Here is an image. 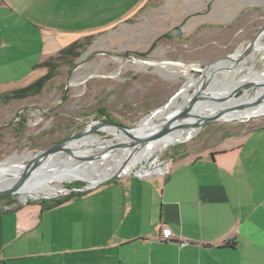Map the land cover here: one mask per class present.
Here are the masks:
<instances>
[{"label": "crops", "instance_id": "1", "mask_svg": "<svg viewBox=\"0 0 264 264\" xmlns=\"http://www.w3.org/2000/svg\"><path fill=\"white\" fill-rule=\"evenodd\" d=\"M149 1L0 0V94L44 75L75 40L112 39ZM184 1L202 2L173 0L177 12ZM211 143L160 179L124 175L58 204L0 209V264H264V125Z\"/></svg>", "mask_w": 264, "mask_h": 264}, {"label": "rangeland", "instance_id": "2", "mask_svg": "<svg viewBox=\"0 0 264 264\" xmlns=\"http://www.w3.org/2000/svg\"><path fill=\"white\" fill-rule=\"evenodd\" d=\"M184 3L188 2H181L183 8L177 12L173 0L149 1V7L140 13L143 17L116 29L112 39L95 43L91 39L78 57L53 56L51 61H59L57 73L39 95L0 102V163L25 164L39 151L92 122L107 121L134 128L145 116L173 100L171 109L175 110L196 88L192 84L181 95L180 89L190 78L202 76L203 69L216 59L243 50L264 27V0H202L193 7ZM175 27L180 28L178 35L171 33ZM85 41L86 37L80 43ZM261 42L264 44V35ZM262 55L258 53L254 58L248 55L245 65L252 67L254 73L264 71ZM241 70L234 78L249 74L247 69ZM214 75L206 77L208 91L224 87L225 74ZM246 91L251 92L252 87L239 90L232 98L238 99ZM261 125H264V113L231 121L205 122L192 139L155 151L135 168L168 166L178 154L209 146L217 136L228 132L242 134ZM95 132L103 141L119 143L105 131ZM90 147L94 155L103 152ZM79 150L82 151L68 159L67 164L74 166L81 161L76 158L84 157L86 150ZM115 151L111 149V153ZM113 155L106 154L96 160L104 169H110L117 154ZM88 171L92 174L95 170L88 167ZM73 181L52 180L50 185L59 190ZM42 195L24 200L19 194L10 197L13 203H25L70 194L61 195L59 191L49 198Z\"/></svg>", "mask_w": 264, "mask_h": 264}, {"label": "bare ground", "instance_id": "3", "mask_svg": "<svg viewBox=\"0 0 264 264\" xmlns=\"http://www.w3.org/2000/svg\"><path fill=\"white\" fill-rule=\"evenodd\" d=\"M263 35L264 32L255 41L253 45V50L248 57L254 58L258 53L264 55V44L261 42V38ZM241 53L242 50L238 49L235 52L229 54L228 58H224L216 61L205 70L204 76L197 78L198 85L200 86L203 85L204 83L206 85L209 82V80L206 78L207 76L213 77L215 76L214 74L216 72H221L222 74H225L224 78L226 79V81L223 84L224 87L220 89L208 91L210 86L206 85L207 87L205 89L206 94L209 95L212 94L214 96L220 97L225 100L222 102L209 101L207 103H204L203 106L192 111L194 113V116L190 118L189 121L194 122L198 119V117L210 115L221 108L230 107L232 105H237V104L249 103L254 99L264 96V86L260 85L261 83H264V71L254 73L252 71L253 69L252 67H248L245 65V62L247 61L248 57L247 56L243 57ZM252 53H256V54L253 55ZM246 69L249 71V74L240 77L239 79L234 78V76L237 73H239L240 70L243 71ZM197 79L190 78L188 81V83H190L189 86L195 83ZM248 81H252L257 84L256 86H254V89H252L251 92L246 91L245 94L238 99H234L232 97L229 99L225 98L228 97L229 93L236 86H239ZM188 83L186 88H189ZM184 90L180 92L181 95L182 93H185ZM188 98L189 96H186L182 104L186 103L188 101ZM173 101H171V103L168 104L167 106L165 105L162 106L161 110H159L160 108L159 107L155 109L152 113L148 114L143 119H141L137 123V125L134 128H132L131 133L142 138L145 137V135H148L156 131V129H158L162 124V122H158V119L163 117L165 113L173 111V109H171L172 106L174 105ZM263 111H264V97H263V101L260 102V104L255 106L254 108L228 112L222 116L221 120L231 121L233 119H237L240 117L255 116L263 113ZM99 122L101 121L92 122L81 129L83 130V134H85L84 138L72 140L66 143V147L73 150L74 156L78 154L79 151H82L79 149H83L86 151L84 153V157L82 158H87L90 156L94 157L95 151L92 150L90 146L96 145L98 149H108L110 146L113 145L112 144L113 140H109V141L101 140V138L98 137L95 132L98 130H102L107 132L108 134H111L112 136H114V139H116L119 143H126L127 145L129 144L132 145L137 143V140L135 141L133 138H129L128 136L120 132L117 128H115L112 124L107 123L100 126ZM96 126H98V128H96ZM197 129L198 128H190L187 130H178V131L170 132L166 134L164 137L150 141L149 143L145 144L142 147H140V145L138 144V147L130 146V147L121 148V150L117 153L116 158L112 160V167L110 169H104L103 166H100L102 163L98 161L99 159L94 160L92 164H88L85 161L84 163L75 162V164H73L74 166H70L69 164H67V161L68 159H72L73 156L70 155L62 156L61 153L53 154L47 157L42 162L41 166L29 178V180H27L25 185L22 187L19 195L22 200H24L27 197H34V198L39 197L41 193L43 194L42 196L57 195V193L59 191H62V189L58 190L54 186L50 185V182L52 180L61 181L63 179L72 180L75 178H82L92 182L98 178H101L104 174L114 171L119 166L121 161H123L126 157H128L129 154L133 155V158L129 164V168L133 169L144 158H147L155 151L161 150L163 149V147L173 144L179 139L191 137L192 134H194V132L197 131ZM88 167H92L95 170L94 173L91 174L90 173L91 171L90 172L88 171ZM143 167L144 166H142V168L138 170L137 173L139 175H145L151 172L157 173L163 170V168L160 166L154 167V169L149 168V170ZM23 169H24V164H22L21 162H17L13 164L1 162L0 188H4L10 185L11 183H13L18 178V176L23 171Z\"/></svg>", "mask_w": 264, "mask_h": 264}, {"label": "water", "instance_id": "4", "mask_svg": "<svg viewBox=\"0 0 264 264\" xmlns=\"http://www.w3.org/2000/svg\"><path fill=\"white\" fill-rule=\"evenodd\" d=\"M263 32H264V27H262L256 33L255 37L245 46V48L242 50V53H241V55L243 57L248 56L252 52L253 45H254L255 41L259 38V36ZM171 33L173 35H178L180 33V28L175 27ZM228 57H229V54L224 55V56L216 59L215 61L211 62L210 64H208L203 69L204 73H202L201 75L204 76L205 70L208 67H210L213 63H215L218 60L228 58ZM202 76H200V77H202ZM193 84H195L196 88L193 91V93L189 95L188 101L186 103L180 105L175 110L165 113V115L163 117L159 118L158 122H162L161 126L158 129H156V131H154L148 135H145V137L140 138V137L131 133L132 128H127L125 126L119 125V124L114 123V122H107V121L99 122L100 126L103 124H107V123L112 124L115 128H117L120 132H122L123 134H125L129 138H133L135 141L137 140V143L132 144V145L131 144L127 145L126 143H117V144H113L108 149H98L96 147V145H92L93 147H96L97 150H102L103 152L97 153V155H94V157L90 156L87 158H76V160H78V159L81 160L80 162H77V163H84L85 161L96 160V159L101 158L105 154H107L109 156H111L112 154L116 155L121 150V148H125V147H130V146L138 147V144L140 145V147H142L145 144L149 143L150 141L164 137L166 134H168L170 132H174V131H178V130H187L190 128H198L197 131L194 132V134H192L191 137L179 139L175 143H180V142L190 140L193 138V136L196 135V133L199 131V129L203 126V124L205 122L221 120L222 116L228 112L254 108L255 106L259 105L260 102L263 101V97H264V96H261L257 99H254L253 101H250L249 103L237 104V105H232L230 107L221 108V109L215 111L214 113H212L210 115L200 116V117H198V119L196 121L192 122V121H189V119L194 116V113L192 111H194L195 109H198L199 107L203 106L204 103H207L209 101L222 102L225 100V99H222L220 97L214 96L212 94H210V95L206 94L205 89L207 87L206 86L207 84L205 85V83H204L203 85L199 86L198 85V79ZM189 85H190V83H188V86ZM256 85L257 84L255 82H252V81L245 82L239 86H236L229 93L228 97H225V98L229 99L231 97H234V95L239 90H246L249 87H252V89H254V86H256ZM260 85L264 86V83H261ZM186 87H187V83L185 85H183V87L180 89V92L183 91L184 89H186ZM168 104H170V102ZM168 104H166L165 106H167ZM161 107L159 108V110H161ZM263 113H264V111H263ZM98 126H96V128H98ZM84 137H85V134H83V130H79L78 132L67 137L66 139H64L62 141L55 142V143L49 145L48 147H46L45 149L36 153L27 163L24 164L23 171L20 173L18 178L13 183H11L10 185H8L4 188H0V199L5 198V197H10V196H13L16 194H20V191H21L22 187L25 185V183L27 182V180H29V178L41 166L42 162L47 157H49L53 154H59V153H64V152L68 153V155H70V156H74L73 150L66 147V143H68L72 140H77V139H81ZM175 143H173V144H175ZM112 148L117 149V151H115V153H111ZM132 158H133V155L129 154L128 157H126L123 161H121L119 166L114 171L107 173V174H104L101 178H98L92 182L89 180L82 179V178H75L72 180L81 182L83 185L79 188L81 190L85 191V190L95 188L102 183L111 181L114 178L119 177V176L131 175V174L136 175L135 172L132 173V169L129 168V164H130V161L132 160ZM72 180H70V181H72ZM44 197L49 198V196H44ZM50 197H52V196H50ZM25 203H27V201Z\"/></svg>", "mask_w": 264, "mask_h": 264}, {"label": "trees", "instance_id": "5", "mask_svg": "<svg viewBox=\"0 0 264 264\" xmlns=\"http://www.w3.org/2000/svg\"><path fill=\"white\" fill-rule=\"evenodd\" d=\"M91 39H92V36H87L84 44L80 43V40H75V41L71 42L68 46H66L65 48L61 49L58 54L61 56L78 57V56H80L82 50L86 47V45H88L91 42ZM58 57L59 56H57L56 59H58ZM49 58L47 61H44V63H42V65L44 64V66L47 67V72L44 75L40 76L35 81L31 82L30 84H28L26 86L20 87L18 89L10 91V92L1 93L0 94V102L1 103L2 102H9L13 99H24V98L35 97V96L39 95L42 92L43 88L45 87L46 83L48 81H50V79L53 76H55V74L57 73L59 61H55V62L51 61L53 56H51ZM70 185L71 186H73V185H81L82 186L83 184L79 181H76V182L71 183ZM79 192H82V191H74V192H71L70 195L77 194ZM67 197H63V199L67 198ZM11 198L12 197L1 198L0 204L12 203ZM61 200H62V198L50 199V200H48V202H49L48 204L49 205L58 204ZM43 201H44V203H46V200H43ZM27 202H30V201L28 200Z\"/></svg>", "mask_w": 264, "mask_h": 264}, {"label": "built area", "instance_id": "6", "mask_svg": "<svg viewBox=\"0 0 264 264\" xmlns=\"http://www.w3.org/2000/svg\"><path fill=\"white\" fill-rule=\"evenodd\" d=\"M142 168V167H141ZM145 169H148L150 167H143ZM153 168V167H152ZM163 170L161 172H151V173H147L145 175H139L137 172L140 168L136 169L135 167L132 169V173L135 172L136 176L140 177V178H146V177H149V176H152L154 174H163L165 175L168 171V166H164L162 167ZM154 169V168H153ZM74 191H83L81 190L80 188H62V191H60V194L61 195H67V194H70L71 192H74ZM17 205V203H7V204H0V209H3V210H8V209H12L14 208L15 206ZM162 237H163V240H170L173 238V233L171 232V230L168 228V227H164L162 229ZM182 243H185V242H182Z\"/></svg>", "mask_w": 264, "mask_h": 264}, {"label": "flooded vegetation", "instance_id": "7", "mask_svg": "<svg viewBox=\"0 0 264 264\" xmlns=\"http://www.w3.org/2000/svg\"><path fill=\"white\" fill-rule=\"evenodd\" d=\"M73 182H76V181H73ZM73 182H71V183H73ZM71 183H68L69 185H68V184L65 185L64 188H79V187H81V185H73V186H71V185H70ZM61 189H62V188H61Z\"/></svg>", "mask_w": 264, "mask_h": 264}]
</instances>
